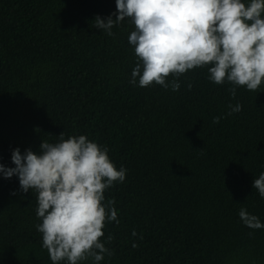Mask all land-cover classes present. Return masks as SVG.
<instances>
[{
  "label": "trees",
  "instance_id": "16d2710c",
  "mask_svg": "<svg viewBox=\"0 0 264 264\" xmlns=\"http://www.w3.org/2000/svg\"><path fill=\"white\" fill-rule=\"evenodd\" d=\"M114 12L116 0H0V163L15 167L13 150L38 153L61 133L108 148L127 171L104 193L119 224L103 229L114 254L100 264H264V228L238 215L244 207L264 224L252 187L264 172V84L233 98L232 85L198 68L175 92L132 85L134 25L125 20L112 36L94 26ZM37 206L18 177L0 174V264H52Z\"/></svg>",
  "mask_w": 264,
  "mask_h": 264
},
{
  "label": "clouds",
  "instance_id": "9594fccd",
  "mask_svg": "<svg viewBox=\"0 0 264 264\" xmlns=\"http://www.w3.org/2000/svg\"><path fill=\"white\" fill-rule=\"evenodd\" d=\"M125 20L134 25L128 36L136 57L132 85L138 80L142 88L155 84L175 92L179 78L198 68H207L210 82L232 85L233 98L237 88L257 92L264 84V0H116V12L95 17L94 26L112 36ZM187 87L190 91L192 83ZM228 108L230 116L242 105ZM108 151L85 135L65 139L61 133L56 142L44 139L38 153L13 150L15 167L0 163L4 179L16 176L23 193H36L41 220L36 228L52 264H81L89 258L100 264L114 254L101 242L106 223L119 224L115 201L105 203L104 193L123 183L127 170L117 169ZM252 187L264 198V172ZM238 215L246 227L264 228L246 208ZM112 239L109 235L108 242Z\"/></svg>",
  "mask_w": 264,
  "mask_h": 264
}]
</instances>
